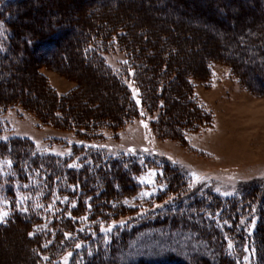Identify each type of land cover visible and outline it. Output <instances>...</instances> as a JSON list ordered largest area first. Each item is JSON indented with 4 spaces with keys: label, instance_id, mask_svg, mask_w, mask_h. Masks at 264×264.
<instances>
[{
    "label": "rangeland",
    "instance_id": "1",
    "mask_svg": "<svg viewBox=\"0 0 264 264\" xmlns=\"http://www.w3.org/2000/svg\"><path fill=\"white\" fill-rule=\"evenodd\" d=\"M7 1L9 0H0V5L3 6L8 3ZM115 1L118 2V8H114ZM163 2L164 0H18L11 3L10 22L15 30L33 31L34 29L45 33L53 23L62 25L63 36L58 42L61 49H69L70 43L80 38L82 28L96 23L94 19L98 17L94 14L96 11L98 13L102 11L100 7L109 19L128 20L129 23H134L135 27L144 28L152 37L149 41L151 45L157 42V37L163 47L166 43L164 37L172 39V44L178 45L179 49V53L176 54L179 70L184 73L178 78L192 75L189 81L192 85L191 96L199 113L198 117L195 116L196 118L193 119L196 122L192 128L182 131L181 140L160 136L155 123L161 112L148 113L140 107V116L133 118L121 128L117 130L105 128L94 136L83 131L57 129L43 124L39 117L42 112L47 111L46 100L50 96L42 88L40 91L37 77L46 80L59 96L73 93L80 84L82 101L92 100L106 103L108 106H113L114 102L108 83L97 74L81 69L77 60L71 59V70L62 71L61 66L66 65L63 59L55 64L50 63L46 56L36 51L32 54L33 60L28 63L25 60L18 65L19 68L14 71L17 78L12 80L11 85L0 84V101H7V98L14 95L18 97L19 94L25 100L22 102L25 108L17 104H0V212L9 213L5 222L0 225L5 224L13 213H20L28 202L30 207L44 209L48 213L56 208L57 198L43 200V194L48 186L45 183V176L32 169L27 179L24 181L19 179V172H16L13 164L16 153L20 155L24 152L22 156H25L27 165L31 159L33 160L32 157H38L44 162L54 157L56 160L52 166L57 168L66 166L68 169L79 170L84 166L91 169L93 160L87 155L90 151L92 154H97L100 159L134 157L140 167L144 168L135 178L136 192L131 196H122L114 203L116 206H126L131 211L113 219L101 221L98 219L100 227L101 225L107 227L108 224L115 222L110 234L117 235L119 230L139 227L152 219L149 218V212L173 206L175 198L183 200L184 204L193 201L195 196L189 195L188 198L186 195L180 199L181 194L163 197V194L166 195L163 193L166 183L163 181L161 164L163 160H167L185 173L184 182L187 185L185 190L189 191L190 195L200 197L210 193L220 197L222 201L217 203L223 206L229 205V201L242 200V195H247L253 204L242 216L240 214L239 225L244 227L247 237L253 236L260 218L257 214L258 208L264 207V64L261 63L260 58L254 59L251 63L243 62L244 75L228 61L211 62L206 75L202 64L203 59L207 57L214 58L217 55L233 57L234 50H230L236 44L240 45L237 40L238 35L252 37L253 33L250 32L253 31L249 29L264 27L259 0L190 2L167 0L168 4H171L170 8L160 9L158 6ZM1 28L0 33H2ZM25 32L27 31H23V34ZM220 33L225 40L220 38ZM157 34L159 36L156 37ZM257 44V49L262 50L261 44ZM106 46L108 49L100 53L101 57L105 64L122 78L137 101L139 91L135 78L139 73L131 67L126 52L117 45L113 37ZM241 53L249 56L250 51ZM30 54L28 52L29 57ZM21 57L23 56L18 51L9 59L13 63H18ZM43 61L49 63L44 65ZM35 73L39 75L36 77ZM7 75L5 72H0V80ZM25 87L30 91L27 95L24 94ZM33 91L37 94L36 98L32 96ZM25 140L30 142L29 145L31 144L27 152V147H24L27 144ZM129 149L133 151L129 152ZM59 153L65 154L59 155ZM144 160H149L152 165H146L147 162ZM8 161L11 163H7ZM19 164L18 171L25 170ZM88 169L87 172L90 173L92 169ZM150 170H154L156 174L149 175ZM193 172L202 179L189 187L193 183L191 176ZM57 181L58 178H55L54 182ZM58 186L57 184L56 187ZM30 187H37V190L24 192L23 188ZM145 191L153 194L143 197L141 194ZM160 194L161 201H157L156 197ZM61 201H65L64 196ZM73 202L70 204L72 205ZM247 203L243 201L239 204V208ZM233 204L237 207L236 202ZM219 220L220 224H229L227 215H221ZM47 222L43 221V225ZM91 222L94 221L87 219V216L79 219L80 226L83 227ZM224 236L227 237V234ZM191 237L193 236L190 233L159 234L157 239L147 241L137 248L130 247L132 250L123 255L133 256L136 251L154 247L162 252L174 250L182 255L201 256L206 251L199 250ZM248 249L249 251L244 250V253L236 255L237 264H254L253 249L252 247ZM161 251L153 253L157 255L162 253ZM66 254L61 255L58 261L49 260L47 254H41L40 261L36 264H62ZM245 256H248L249 260H244ZM69 260L70 258L68 264ZM0 264H30V255L21 227H13L0 233Z\"/></svg>",
    "mask_w": 264,
    "mask_h": 264
},
{
    "label": "trees",
    "instance_id": "2",
    "mask_svg": "<svg viewBox=\"0 0 264 264\" xmlns=\"http://www.w3.org/2000/svg\"><path fill=\"white\" fill-rule=\"evenodd\" d=\"M16 1L18 0H9L3 6L0 5V27H2V33H0V72L8 74L0 80V84L11 85L12 80L17 78L14 71L19 68L18 65L24 63L25 60L27 63L33 60L32 54L40 51V54L51 61L50 63L55 64L63 59L66 65L61 66L62 71L71 70V59L77 60L81 69L97 74L108 83V89L114 102L113 106H108L106 103L92 100L82 101L79 92L80 84L73 93L59 96L46 80L37 77L39 74L35 73L40 91L42 88L50 96L46 100L47 111L38 113L43 124H48L57 129L83 131L85 134L94 136L99 130L105 128L112 130L121 128L133 118L140 116L141 108L148 113L161 112L157 123H155L160 136L181 140L182 131L192 128L196 122L193 119L198 117L199 113L191 96L192 85L189 81L192 75L178 78L184 73L179 70L178 61H176V54L179 53V49L178 45L172 44V39L164 37L163 40L166 43L163 47L157 34L155 35L158 38L156 39L157 42L151 45L149 41L152 40V37L147 34L144 28L135 27L134 23H129L128 20L109 19L100 7L99 9L102 11L99 13L96 11L94 14L98 17L94 19L96 23L82 28L80 38L70 43L69 49H61L58 42L63 36L62 25L53 23L52 27L50 26L45 30V33L34 29L33 31L28 29L19 31L12 28L10 5ZM166 2L167 0H164L163 4L158 7L160 9L170 8L171 4ZM114 5V8H118L117 1L114 2ZM258 5L260 15L264 18V0H259ZM252 28L249 30L253 31L250 32V34L253 33V38L243 34L238 35L239 46L236 44L237 40L234 41L236 45L230 50H234L233 57L217 55L214 58L203 59L204 74L208 75V67L211 62L228 61L230 65L233 63L240 74H245L242 69L243 62L251 63L254 59L260 58L262 59L261 63L264 64V27ZM23 31H27L26 34H23ZM220 34V38L225 40L222 33ZM112 37L117 45L126 52L131 67H134L139 73V76L135 78L138 84L139 103L134 99L122 78L105 64L100 55L101 52L107 51L106 43L112 40ZM257 43L261 44L262 50L257 49ZM247 50L250 51L249 56L241 53ZM18 51L23 57L18 60V63L11 62L9 58ZM28 52L31 53V57L28 56ZM1 60H5V62H1ZM49 61H43V64H48ZM20 92L22 93V91ZM24 92L25 95L30 93L26 87ZM16 96L7 98V101L1 100L0 104H17L25 108L22 105V102L25 101L22 95ZM32 96L36 98L35 91L32 92ZM25 142L27 144L24 147H27V152L28 146L30 147L31 144L29 145L30 142L27 140ZM88 153V157L93 160L90 173L87 172L88 166L79 170L68 169L66 166L54 167L52 166L56 160L54 157H51L47 162L39 160L38 157H32L33 160L31 159L27 165L24 155L17 153L15 156L13 155V164L16 167V172H19L21 181L27 179L31 173L29 171L33 169L46 177L45 183L48 186L43 194V200L57 198L55 201L56 208L51 213L44 209L32 208L28 202L24 208L27 211L21 210L20 213H13L5 224L0 225V233L17 226L22 228L30 255V264L39 263V255L41 254H47L49 260L55 261L57 259L56 261H58L61 255L68 252L73 253L69 264H237L236 255L244 253L245 246L252 247L254 250V264H264V207L258 208L257 214L260 218L257 227L253 236L247 237L246 230L242 225H239L240 217L253 204L247 195H242V200L229 201V205L226 206L217 203L222 199L210 193L200 197L190 195L189 191L185 190L187 187L184 182L185 173L176 165H171L167 160H163L161 164L163 181L166 183L163 192L166 195L163 194V197L170 194H177V196L181 194L180 199L186 195L188 198L189 195L195 196L193 201L184 204L183 200L175 198L173 206L170 205L149 212V218L152 219L137 228L119 230L117 235L109 232L103 233L100 230L99 221L113 219L131 211L126 206H116L114 203L118 202L122 196H131L136 192L135 178L144 168L140 167L139 162L134 157L121 156L108 160L104 157L100 159L97 154H92L90 151ZM144 161L147 162L146 165H152L149 160ZM18 163L25 170L18 171ZM55 178H58L57 183L54 182ZM57 184L58 187H56ZM23 189L24 192L26 190L35 192L37 187ZM256 190L258 189L256 188ZM62 196L68 199L63 202L61 201ZM161 197V194L158 195L157 201H161ZM73 201L75 207L70 204ZM243 201L248 203L242 204L244 207L239 208V204ZM235 202L237 207L233 204ZM221 215H227L229 224H220ZM45 216L50 218H44ZM82 216H87V219L94 222L84 227L80 226L79 219ZM43 221L48 222L43 225ZM30 232L34 235L29 236ZM65 233L70 234L68 239H65ZM185 233H190L193 236L191 237L193 242L197 244V248L206 252L202 253L201 256H187L174 250L162 252L150 247L136 251L133 256L123 255V253L132 250L130 247L137 248L147 241L157 239L159 234L178 235ZM224 234H227V237ZM229 242L233 244L231 255L227 252ZM76 244H81L82 247L76 249ZM43 245H47V247H42ZM154 251H161L162 253L155 255Z\"/></svg>",
    "mask_w": 264,
    "mask_h": 264
},
{
    "label": "snow or ice",
    "instance_id": "3",
    "mask_svg": "<svg viewBox=\"0 0 264 264\" xmlns=\"http://www.w3.org/2000/svg\"><path fill=\"white\" fill-rule=\"evenodd\" d=\"M137 103H139V100H137ZM145 127H146V125H145ZM93 147H94V146H93ZM45 151H47V149H45ZM132 151H133V149H129V152H132ZM145 151H148V150L145 149ZM64 154H65V153H59V155H64ZM7 163L10 164L11 162L8 161ZM69 167H76V165H69ZM155 174H156V173H155L154 170H150L149 175H155ZM191 176L193 177V183L190 184L189 187H192V186L195 184V182H196L197 180L202 179V177H198L197 174L194 173V172L191 173ZM149 182H151V181H149ZM162 187H163V186H162ZM152 194H153V193H150V192L145 191V192H143L141 195H142L143 197H149V196H151ZM224 195H231V193H224ZM67 199H68L67 197L64 198V200H67ZM5 202H6V201H5ZM125 203H127V201H125ZM72 206L75 207V203H74V202H73ZM37 207H39V205H38ZM49 207H51V206H49ZM21 210H22V211H27V209H21ZM8 215H9V213L6 212V211H5V212H0V223H4V222H5V218H6ZM84 218L86 219V217H84ZM114 223H115V222H113L112 224H108L107 227H104L103 225H101L100 230H101L102 232H111V231H112V228H113V226H114ZM225 223H227V221H225ZM37 230L39 231L40 229H37ZM32 235H34V233L30 232V233H29V236H32ZM64 235H65V239H68L69 236H70L69 233H65ZM49 243H51V241H49ZM61 243H63V241H61ZM42 247H47V245H43ZM81 247H82L81 244H76V245H75V248H76V249H80ZM228 247H229V255H231V249H232V247H233V245L231 244V242H229ZM245 251H249V249H248L247 246L245 247ZM252 254H253V256L255 255L254 250H253ZM72 255H73L72 252H68V253L63 257L62 264H68V259H69L70 257H72ZM44 258L47 259V257H44ZM244 260H249V257H248V256H245V257H244Z\"/></svg>",
    "mask_w": 264,
    "mask_h": 264
}]
</instances>
